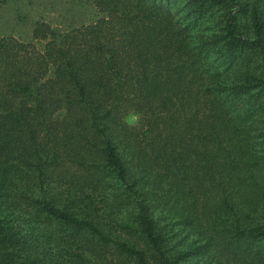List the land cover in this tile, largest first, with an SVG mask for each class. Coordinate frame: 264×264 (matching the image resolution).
<instances>
[{
	"label": "trees",
	"instance_id": "trees-1",
	"mask_svg": "<svg viewBox=\"0 0 264 264\" xmlns=\"http://www.w3.org/2000/svg\"><path fill=\"white\" fill-rule=\"evenodd\" d=\"M91 3L0 35V264H264V0Z\"/></svg>",
	"mask_w": 264,
	"mask_h": 264
},
{
	"label": "rangeland",
	"instance_id": "rangeland-1",
	"mask_svg": "<svg viewBox=\"0 0 264 264\" xmlns=\"http://www.w3.org/2000/svg\"><path fill=\"white\" fill-rule=\"evenodd\" d=\"M16 8L25 14V22L14 24L12 16L16 15ZM97 16V9L91 0H8L0 6V35L12 36L26 40L30 28L29 19H43L52 27L67 29L80 23H88ZM29 21V22H28ZM137 115L128 113L127 123L133 124Z\"/></svg>",
	"mask_w": 264,
	"mask_h": 264
}]
</instances>
